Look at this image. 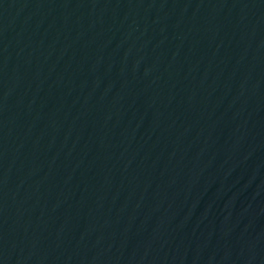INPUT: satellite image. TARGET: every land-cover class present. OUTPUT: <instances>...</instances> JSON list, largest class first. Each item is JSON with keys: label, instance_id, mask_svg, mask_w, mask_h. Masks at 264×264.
<instances>
[{"label": "water", "instance_id": "95a60500", "mask_svg": "<svg viewBox=\"0 0 264 264\" xmlns=\"http://www.w3.org/2000/svg\"><path fill=\"white\" fill-rule=\"evenodd\" d=\"M0 264H264V0H0Z\"/></svg>", "mask_w": 264, "mask_h": 264}]
</instances>
